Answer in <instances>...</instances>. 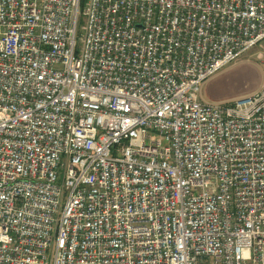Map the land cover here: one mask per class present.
I'll return each instance as SVG.
<instances>
[{
	"label": "built area",
	"instance_id": "built-area-1",
	"mask_svg": "<svg viewBox=\"0 0 264 264\" xmlns=\"http://www.w3.org/2000/svg\"><path fill=\"white\" fill-rule=\"evenodd\" d=\"M264 0H0V264H264V76L202 100Z\"/></svg>",
	"mask_w": 264,
	"mask_h": 264
},
{
	"label": "rangeland",
	"instance_id": "rangeland-1",
	"mask_svg": "<svg viewBox=\"0 0 264 264\" xmlns=\"http://www.w3.org/2000/svg\"><path fill=\"white\" fill-rule=\"evenodd\" d=\"M260 50L251 49L235 62L219 70L201 89L202 100L214 103L231 102L239 96L256 91L264 76V66L258 61Z\"/></svg>",
	"mask_w": 264,
	"mask_h": 264
},
{
	"label": "crops",
	"instance_id": "crops-1",
	"mask_svg": "<svg viewBox=\"0 0 264 264\" xmlns=\"http://www.w3.org/2000/svg\"><path fill=\"white\" fill-rule=\"evenodd\" d=\"M210 81V79L204 84V86H206V84L208 83ZM262 81H263V76L261 77V80L257 83V85H256V87L258 86V88L257 89H259V87L261 86V84H262ZM203 86V87H204ZM256 89V90H257ZM250 94V93H249ZM243 96H245V95H243ZM243 96H239V97H237V98H240V97H243ZM236 98V99H237ZM235 99H233V101H234ZM231 102H232V100H230ZM224 103H226V102H224Z\"/></svg>",
	"mask_w": 264,
	"mask_h": 264
}]
</instances>
